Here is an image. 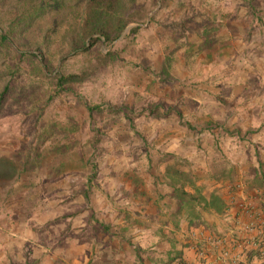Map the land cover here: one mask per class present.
Here are the masks:
<instances>
[{
	"label": "rangeland",
	"instance_id": "374dc122",
	"mask_svg": "<svg viewBox=\"0 0 264 264\" xmlns=\"http://www.w3.org/2000/svg\"><path fill=\"white\" fill-rule=\"evenodd\" d=\"M84 4L0 0L4 264H94L123 220L264 155V0H117L136 22L81 51Z\"/></svg>",
	"mask_w": 264,
	"mask_h": 264
},
{
	"label": "crops",
	"instance_id": "0c3cea01",
	"mask_svg": "<svg viewBox=\"0 0 264 264\" xmlns=\"http://www.w3.org/2000/svg\"><path fill=\"white\" fill-rule=\"evenodd\" d=\"M259 158L257 170L246 174L229 167L217 187L202 193L207 200L215 192L224 207L202 201L198 220L175 211L162 215V209L156 221L123 220L94 264H264V155Z\"/></svg>",
	"mask_w": 264,
	"mask_h": 264
},
{
	"label": "trees",
	"instance_id": "16d2710c",
	"mask_svg": "<svg viewBox=\"0 0 264 264\" xmlns=\"http://www.w3.org/2000/svg\"><path fill=\"white\" fill-rule=\"evenodd\" d=\"M117 7V0H85L81 14L79 13L78 19L76 18L74 20V23H77L80 27L82 26V30L86 28V33H80V44L78 45L79 47L76 48L82 51L86 50L88 46H92L94 41L102 40L105 42H112L121 36L122 31L129 22H136V18L130 13L124 18L120 16L121 13L118 11ZM93 19L95 20L92 21ZM133 30H135V28H130L129 32ZM92 34L97 35L92 36ZM86 39L87 41H85ZM83 79L84 76L82 74L57 75L56 85L61 87L65 84L81 82ZM159 108L160 107L157 109ZM159 110L162 114L165 113L162 108ZM155 111L154 109L152 112L155 114ZM3 164L4 165H0V173L3 172V174H5L7 170H13V168H8L10 163ZM197 190L198 188L195 187L193 190L194 193L185 190L171 193L170 196L172 200L175 201L176 205L175 213L185 218L198 220L200 212L197 210L196 206L200 205V202L203 201L207 203L209 201L211 206L219 209L224 207L222 199H220L219 195L215 192H211L206 200L202 193H198Z\"/></svg>",
	"mask_w": 264,
	"mask_h": 264
}]
</instances>
